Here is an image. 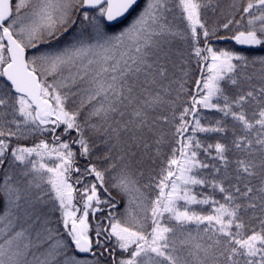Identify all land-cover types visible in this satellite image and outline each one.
<instances>
[{
  "label": "snow or ice",
  "instance_id": "obj_1",
  "mask_svg": "<svg viewBox=\"0 0 264 264\" xmlns=\"http://www.w3.org/2000/svg\"><path fill=\"white\" fill-rule=\"evenodd\" d=\"M256 50L264 0H0V264H264Z\"/></svg>",
  "mask_w": 264,
  "mask_h": 264
},
{
  "label": "trees",
  "instance_id": "obj_2",
  "mask_svg": "<svg viewBox=\"0 0 264 264\" xmlns=\"http://www.w3.org/2000/svg\"><path fill=\"white\" fill-rule=\"evenodd\" d=\"M215 43V46L216 47H233V45H231L230 43L228 42H214ZM235 47H239V46H235ZM257 51V54H264V50H256ZM25 143L27 144H31L32 141H26ZM124 206H125V202L124 201H121L120 202V211L123 212L124 210Z\"/></svg>",
  "mask_w": 264,
  "mask_h": 264
},
{
  "label": "rangeland",
  "instance_id": "obj_3",
  "mask_svg": "<svg viewBox=\"0 0 264 264\" xmlns=\"http://www.w3.org/2000/svg\"><path fill=\"white\" fill-rule=\"evenodd\" d=\"M38 142V141H37Z\"/></svg>",
  "mask_w": 264,
  "mask_h": 264
}]
</instances>
